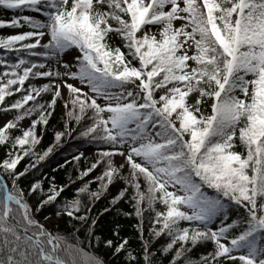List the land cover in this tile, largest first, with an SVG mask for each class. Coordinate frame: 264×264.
I'll return each mask as SVG.
<instances>
[{
  "label": "snow or ice",
  "instance_id": "snow-or-ice-1",
  "mask_svg": "<svg viewBox=\"0 0 264 264\" xmlns=\"http://www.w3.org/2000/svg\"><path fill=\"white\" fill-rule=\"evenodd\" d=\"M0 10L14 12L0 28L28 29L0 35V264H107L86 250L101 246L122 264H264V0H0ZM58 100L63 130L38 154ZM74 132L102 146L76 195L57 201L66 186L55 177L26 194L19 181L36 164L19 162L44 160ZM54 202L71 232L38 218ZM105 214L110 235L98 234ZM121 216L137 221L139 250ZM209 241L213 252L189 255Z\"/></svg>",
  "mask_w": 264,
  "mask_h": 264
},
{
  "label": "trees",
  "instance_id": "trees-1",
  "mask_svg": "<svg viewBox=\"0 0 264 264\" xmlns=\"http://www.w3.org/2000/svg\"><path fill=\"white\" fill-rule=\"evenodd\" d=\"M157 36H159V33H156ZM116 43L119 44L120 40L119 38L116 39ZM126 51V49H122ZM2 54V53H0ZM27 83V82H26ZM37 86H39L42 83H47V78H39L38 80L33 81ZM48 98L50 96L48 94H45ZM16 96H19V93L16 94ZM14 99V97H6V101H11ZM39 99V98H38ZM32 102L29 101V104ZM27 107V106H26ZM206 111L208 113L211 112L210 107L206 108ZM0 117H3V114L0 113ZM11 118V117H9ZM32 118H35L33 116ZM67 119L66 116L63 114V105L58 100L56 111L53 113V115L49 118V126L47 127V130L44 132L39 144L36 146V152L38 154L42 153L45 149H47L50 145L54 144V130H63V125L65 120ZM25 122V125H24ZM30 124V119L25 118L20 122L21 127H28ZM72 126L75 127V122H72ZM42 126L38 125L37 130ZM13 134H20L19 129L12 130ZM102 147L101 145H98L97 143L90 142L84 137H80L76 132L72 134V136H64L59 144H56L53 148V151L49 153L47 157H45L44 160H40L38 163L36 162V159L30 156H24L23 159L19 162L17 165L18 171H23L25 167H29L31 164H36L35 168L29 167V171L25 174L24 177L20 178L19 185L25 190V193L27 194L28 189L31 186V183H34L36 180H43L44 186L47 187L49 181L52 177H55V180L52 181L53 183L59 185H65L64 191L61 193L59 197H57V201L60 203H63L65 198H72L76 195L75 189L81 186L83 181L79 179L80 171L84 168H87L90 166V163L93 159L92 156L86 154V149H91L96 154H98V149ZM106 147V146H104ZM236 150L243 152L244 149L242 145H240L238 139L236 141ZM9 152V146L8 145H0V160H3L8 157ZM80 153H83L82 156H80L79 161L74 160V156L80 155ZM116 158V157H115ZM98 170H94L93 173H89V176L84 177L83 180H88L90 177L98 174ZM98 181H94L90 187L95 188ZM30 202L31 197H29ZM99 208H103L107 206V201L97 202ZM124 209L127 211H131V205L125 204ZM57 211V204L54 202L52 204L46 205L42 210L41 213L38 214V218L41 220V222L46 223V225L52 229L53 231H60L61 233H69L72 231L70 225L66 223L67 217L61 216L57 217L55 215ZM147 215V214H146ZM48 216L49 219L53 218L54 221L52 223H48V221H44L43 217ZM107 220L101 224L100 228L98 229V234L101 235H110L108 232V222L112 221L113 217L107 216ZM120 223H121V235L127 236L128 239L131 242L132 248L139 250L140 249V240L138 239V233L136 232V229L134 225L137 223L134 217H119ZM58 226V227H54ZM214 244L209 241L203 246H197L192 250V252L189 254L194 260H199V258L204 255L206 256L208 253L214 251ZM96 252L98 255L103 257L107 264H122L121 261H117L114 257H112L111 252L107 249H105L103 246L99 248H93V249H86ZM166 264V261H165ZM223 264H238V261H223Z\"/></svg>",
  "mask_w": 264,
  "mask_h": 264
},
{
  "label": "rangeland",
  "instance_id": "rangeland-1",
  "mask_svg": "<svg viewBox=\"0 0 264 264\" xmlns=\"http://www.w3.org/2000/svg\"><path fill=\"white\" fill-rule=\"evenodd\" d=\"M14 14L13 10H7V11H4V10H0V18H3V19H10L11 16ZM23 14H27V15H36L34 13H27V12H24ZM179 23V22H177ZM25 30H28L27 27L25 26L24 28H16V29H12V28H0V35H11V34H17L19 32H22V31H25ZM63 70V69H61ZM70 83L73 82V81H69ZM62 92L66 95L67 94V89H62ZM4 123V117H0V126H2V124ZM24 125H25V122H24ZM86 154L92 156V157H95L97 154L92 151L91 149H86ZM116 160H120L122 159L121 157L117 156L115 158ZM54 221L53 218L49 219L48 220V223H52Z\"/></svg>",
  "mask_w": 264,
  "mask_h": 264
}]
</instances>
